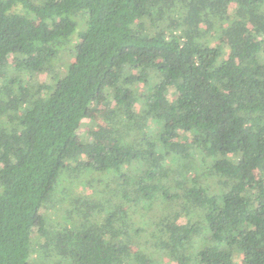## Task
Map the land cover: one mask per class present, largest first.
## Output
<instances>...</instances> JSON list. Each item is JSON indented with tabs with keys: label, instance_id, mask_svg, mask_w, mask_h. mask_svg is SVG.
Listing matches in <instances>:
<instances>
[{
	"label": "trees",
	"instance_id": "obj_1",
	"mask_svg": "<svg viewBox=\"0 0 264 264\" xmlns=\"http://www.w3.org/2000/svg\"><path fill=\"white\" fill-rule=\"evenodd\" d=\"M163 255L264 264V0H0V264Z\"/></svg>",
	"mask_w": 264,
	"mask_h": 264
},
{
	"label": "rangeland",
	"instance_id": "obj_2",
	"mask_svg": "<svg viewBox=\"0 0 264 264\" xmlns=\"http://www.w3.org/2000/svg\"><path fill=\"white\" fill-rule=\"evenodd\" d=\"M64 60H66L68 62L72 61V59H68V58H66ZM63 71L64 70H62V72ZM45 78H46V76L44 74H38V75L33 76L31 79L39 82V81L45 80ZM166 97L169 100H172L173 99V91L169 90V92L166 94ZM103 112H104V107H103V105H100V102L98 101L94 105V109H92L89 112L88 117L82 122L81 126L76 131V137H75V143L76 144H78L80 142L91 141L92 139H93V141L97 140L96 138L91 136V131L96 132L98 128L106 127L105 123L102 122L99 118V116L102 115ZM79 192L83 193V191H79ZM108 200H110L113 203V200H111V198H108ZM117 205L120 207L119 202L117 203ZM236 261H239L238 257L236 258ZM161 262L163 264H177L176 261L168 255H163L161 257Z\"/></svg>",
	"mask_w": 264,
	"mask_h": 264
}]
</instances>
